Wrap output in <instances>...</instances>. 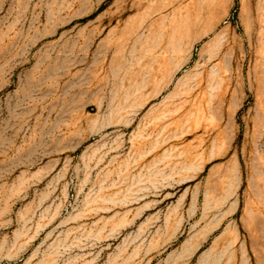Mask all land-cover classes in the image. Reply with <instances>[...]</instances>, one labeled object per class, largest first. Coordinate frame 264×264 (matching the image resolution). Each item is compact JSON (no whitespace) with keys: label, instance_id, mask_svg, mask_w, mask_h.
Returning a JSON list of instances; mask_svg holds the SVG:
<instances>
[{"label":"rangeland","instance_id":"1","mask_svg":"<svg viewBox=\"0 0 264 264\" xmlns=\"http://www.w3.org/2000/svg\"><path fill=\"white\" fill-rule=\"evenodd\" d=\"M0 264H264V0H0Z\"/></svg>","mask_w":264,"mask_h":264}]
</instances>
